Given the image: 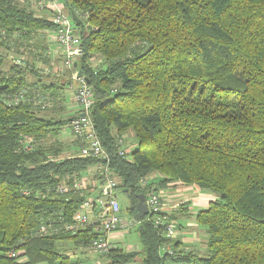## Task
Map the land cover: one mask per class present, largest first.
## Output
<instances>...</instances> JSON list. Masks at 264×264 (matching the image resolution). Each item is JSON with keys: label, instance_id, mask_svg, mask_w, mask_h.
I'll return each instance as SVG.
<instances>
[{"label": "trees", "instance_id": "16d2710c", "mask_svg": "<svg viewBox=\"0 0 264 264\" xmlns=\"http://www.w3.org/2000/svg\"><path fill=\"white\" fill-rule=\"evenodd\" d=\"M62 2L80 19L82 50L64 77L36 64L51 60L46 35L32 61L6 64L0 53V264H71L59 242L90 248L101 234L90 224L74 234L62 228L89 194L71 184L101 160L62 155L59 135L71 117L41 114L64 109L79 70L130 219L138 194L167 183L214 194L195 217L207 232L204 254L181 248L144 216L136 223L141 248H112L106 264H264V0ZM54 28L45 15L0 0V47L32 54L31 40ZM21 89L25 99L15 100ZM127 131L134 148L120 154ZM152 173L156 187L143 184ZM41 224L48 232L34 235Z\"/></svg>", "mask_w": 264, "mask_h": 264}, {"label": "built area", "instance_id": "2783aa9c", "mask_svg": "<svg viewBox=\"0 0 264 264\" xmlns=\"http://www.w3.org/2000/svg\"><path fill=\"white\" fill-rule=\"evenodd\" d=\"M27 7H35L36 9L45 10L49 16L47 18L54 24L53 40L61 47L63 63L70 68L75 58L80 55L81 49L79 35L75 32L74 21L68 11L65 10L64 4L60 0H16ZM31 5V6H30ZM15 62L21 63L22 60L16 59ZM64 65V66H65ZM77 85L74 87V102L79 107V112L69 121L71 133L75 139L80 142L78 154L82 156H90L100 159L96 165L92 166L94 171L96 184L87 181L84 177L76 179L71 184V188L78 190L80 195L89 193L83 199L79 208L75 211L73 222L63 224L62 228L71 234L77 232L78 229L86 225H94L99 229L101 234L90 240V248L100 254H107L112 248V244L108 239L110 233L123 231L129 225V220L121 215V207L117 196L116 186L117 180L111 176V171L108 167L109 154L101 143L97 135L93 121L89 114L93 104L92 88L82 78L77 75L72 76ZM25 99V90L21 89L17 93L15 100L22 101ZM49 102V100H48ZM48 102H38L47 105ZM83 113V114H81ZM124 135H121L117 142L120 146L118 153L124 154L130 145L124 144ZM91 174V173H90ZM88 174V175H90ZM93 176V177H94ZM88 177V176H87ZM144 184V182H143ZM60 192L66 191L67 187L62 185L58 188ZM26 192V191H25ZM145 201L148 205V215L152 216L151 220L156 226H161L167 237L172 238V233L176 229L174 221H167V212L164 211V203L154 189H149L145 195ZM48 232V227L45 224L39 225L35 230L34 235L41 236ZM168 253L173 250L170 245H165L163 248ZM15 252H10V256H14ZM118 264V263H115Z\"/></svg>", "mask_w": 264, "mask_h": 264}, {"label": "crops", "instance_id": "0c3cea01", "mask_svg": "<svg viewBox=\"0 0 264 264\" xmlns=\"http://www.w3.org/2000/svg\"><path fill=\"white\" fill-rule=\"evenodd\" d=\"M46 37L49 41L52 42L54 41L51 35H47ZM49 50H51L49 52L50 57L56 58V54H58L59 51V54L61 55L62 58V52L58 46L56 47L53 45L50 47ZM76 84L77 81L75 83L73 82L72 84H68V88H65L64 90L66 98L63 101V105L64 108L66 105L67 112L66 114H64L63 117L66 116L73 117V115H75L76 112H79V107L75 106V102L73 98L74 87L76 86ZM61 112L63 114L64 110H61ZM61 112H59L58 115L53 114V116L62 117ZM66 126H69V123ZM130 143L131 145H133L134 141ZM92 179H93L92 182L96 184L95 176L92 177ZM158 179L159 176L152 177L151 174L143 182L146 185H151L153 187H156ZM156 192L159 193L164 203V211L167 212V215L174 213L173 215L175 219L173 221L176 225V229L178 230L176 235V240L180 241V247L185 250H193L194 252H201V251L205 252L207 232L206 229L199 227L198 223L195 220V217H196V213L202 209H205L209 201L214 198L212 193L211 192L209 193L207 191L206 192L201 191V189H199L196 185H189L181 182L167 183L166 185L159 187ZM121 215L123 216L122 213ZM124 218H126V216ZM126 219H129V217H127ZM178 219L181 220L182 222L185 219L184 224L183 225L179 224ZM194 222L196 224H194ZM190 227L191 229H193L192 235L189 233ZM121 232L122 231H116L108 235V239L111 242L113 248H119L123 250L132 249L133 247L130 245H126L124 246V248L118 246V243H121L123 240L122 239L123 234ZM65 246L67 248L72 247L71 245H65ZM67 254H69V252H67ZM107 262H105V264ZM128 264H135V263L131 262Z\"/></svg>", "mask_w": 264, "mask_h": 264}, {"label": "rangeland", "instance_id": "374dc122", "mask_svg": "<svg viewBox=\"0 0 264 264\" xmlns=\"http://www.w3.org/2000/svg\"><path fill=\"white\" fill-rule=\"evenodd\" d=\"M60 1H62V0H60ZM20 5H24V4L20 3ZM28 8L34 10L36 15H42L43 14L45 16L46 15L49 16V14L45 10L40 11V10H38L35 7H32V6L28 7ZM65 10L67 11L66 8H65ZM51 31L43 32L42 34L38 35L37 36L38 37L37 40H35V39L31 40V42H30V46L31 47H30L29 51H32V54L29 53V52H27V54L26 53L19 54V53L15 52L14 49L11 50L12 48L8 47V45H7L8 48L0 47V53H2V55H4V57L6 59L5 63L6 64H10L11 62H14L16 59H20L22 61L23 60L32 61L31 58H34V57L37 59V57H36V55H34V53H38L37 50H39V52H41L40 45H38V44H39V42L47 44L48 41L46 42L44 36L45 35L46 36L47 35L53 36V32H51ZM51 42L52 41L48 42L50 47L53 46V45L56 46V47L57 46L61 47V44L59 46V44L57 42L53 41L54 43L52 42V44H51ZM36 47H37V49H36ZM50 59H51L50 62H48L47 64L44 61H43L44 62L43 63L41 60L36 62V64L38 65L39 68L40 67L42 68V70H43L42 72L43 73L50 72L51 74H63V77H64L66 69H68V68L63 63V57L61 58V55L59 54V51H58V54H56V58L50 57ZM6 68H7V66H6ZM75 82L76 81H74V83ZM50 103H52V101H49V104ZM63 110L65 112V113L63 112V114H62L61 111H59V112H61L62 116H64V114H66V112H67L66 105H65V108ZM42 112L43 113H41V114H45L46 116H50V115L55 114L54 111L53 112H49L48 109H42ZM77 113L78 112H76L75 114H77ZM60 118H62V117H60ZM59 138L62 140V142L65 145L64 149L62 151V155H65V156L67 155L68 156V155L78 154V151L76 150V147L78 145L76 143H74V141H73L74 137H73V135L71 133V130H70L69 126L63 127V129H62V131H61V133L59 135ZM133 140L134 139L132 137V132L131 131H127L125 133V136H124V144L128 146V145H130V142H132ZM78 148H79V146H78ZM130 148H134V144L130 145L128 147V150ZM93 171H94V168L93 167H89L85 172H83V176H87L88 174L91 173L87 178H85L87 181H90L91 184L93 183L92 182V180H93L92 177L94 176L93 173H92ZM158 175H159L158 173H152V177H155V176H158ZM201 191H205V190H201ZM117 195H118V199H119V203H120V207H121V213L123 214L124 217L126 216V218H127V217H129V214H128L127 209H126V207L129 205L128 197L126 196V194L123 191H119V190L117 191ZM212 195L214 197V194H212ZM126 218H125V220H129V222H128L129 226L125 230H123L121 232L123 234V238H122L123 240H122L121 243H118V246L124 248V246L130 245V246L133 247V249L139 250L141 248V243H140V239H139V233L137 231V225L138 224H132L131 223V219L130 218L126 219ZM184 221H185V219H184ZM184 221L182 222L181 220L178 219V223L179 224L183 225ZM194 224H196V223L194 222ZM199 227L205 229V227L202 226V225H199ZM192 230L193 229H191V227H190V232L189 233L191 235L193 233ZM177 231L178 230L175 229L174 232L172 233V237H173L174 240H176ZM59 244L72 245L71 241H67V240L60 241ZM67 252H69L68 255L70 256L71 264H105V262L108 261L107 255L100 254L97 251L93 250L92 248H83V247L82 248H80V247L73 248V247H71V248L67 249ZM198 253L199 254H204V251H201V252H198ZM132 263L141 264L140 260L134 261Z\"/></svg>", "mask_w": 264, "mask_h": 264}, {"label": "water", "instance_id": "95a60500", "mask_svg": "<svg viewBox=\"0 0 264 264\" xmlns=\"http://www.w3.org/2000/svg\"><path fill=\"white\" fill-rule=\"evenodd\" d=\"M70 15H71L72 20L75 23L80 22V19L78 18V16L75 14L74 11H70ZM81 53H82V50L80 49L79 54H81ZM74 65H76V63H74ZM77 76L82 77L86 82H88L87 78L82 75L81 70L78 71ZM81 114H83V113H81ZM123 192L126 193V190H124ZM137 199H138V201L136 204V211L133 214L132 219H131L132 224L138 223L139 220H141L144 216L148 215V205L145 201V194L144 193L138 194ZM139 226L141 227V225H139Z\"/></svg>", "mask_w": 264, "mask_h": 264}, {"label": "bare ground", "instance_id": "6f19581e", "mask_svg": "<svg viewBox=\"0 0 264 264\" xmlns=\"http://www.w3.org/2000/svg\"><path fill=\"white\" fill-rule=\"evenodd\" d=\"M74 74L77 75V72L74 71V72L72 73V76H73ZM78 143H79V142H78Z\"/></svg>", "mask_w": 264, "mask_h": 264}, {"label": "clouds", "instance_id": "9594fccd", "mask_svg": "<svg viewBox=\"0 0 264 264\" xmlns=\"http://www.w3.org/2000/svg\"><path fill=\"white\" fill-rule=\"evenodd\" d=\"M70 13V12H69ZM75 23V22H74ZM132 219V218H131Z\"/></svg>", "mask_w": 264, "mask_h": 264}]
</instances>
